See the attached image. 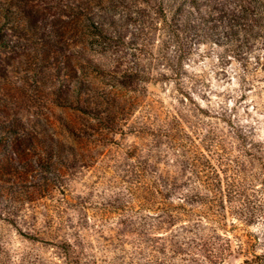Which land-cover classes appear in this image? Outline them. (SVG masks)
Listing matches in <instances>:
<instances>
[{
    "label": "rangeland",
    "instance_id": "rangeland-1",
    "mask_svg": "<svg viewBox=\"0 0 264 264\" xmlns=\"http://www.w3.org/2000/svg\"><path fill=\"white\" fill-rule=\"evenodd\" d=\"M211 1L219 9L229 4L224 9L234 15L217 8L211 13L222 18L216 22L221 44L193 46L190 60L179 66L171 65L178 53L174 51L177 36L169 27V0H117L115 6L107 2L97 15L106 19L98 35L87 31V22H76L60 46L67 53L98 59L107 73L122 76L123 85L131 91L123 100L132 104L134 96L138 99L129 115L117 117L116 123L122 125V132L117 131L120 135L105 132L98 144L86 147L61 135L60 177L48 181L43 196L33 185L41 177H53L55 167L43 172L33 165L12 180L23 194L18 200L0 195V264H211L213 251L224 253L221 264H240L246 251L264 252L263 0ZM81 5V0L30 3L39 21L50 26H57L59 19L81 16ZM187 7L199 22L195 10ZM200 11L206 14L204 7ZM225 29L236 31L228 43L221 36ZM239 43L254 51L242 52L237 58L229 48ZM196 52L204 56L199 58ZM181 72L184 76L180 77ZM96 82L108 84L109 78H96ZM150 113L159 120L179 113L185 135H191L188 126L198 123L194 150L201 161L199 174L195 177L182 168L177 180L186 185L183 193L190 197L166 200L165 206L160 205L163 211L151 207L145 193L129 196L130 185L121 172L141 162L145 167L153 162L158 165L159 153L155 156L150 150V135L129 130L132 125L135 130L149 127ZM46 114L47 121L32 108L0 109V153L25 138L37 137L23 127L31 125L40 135L51 132L49 122L67 119L68 114L77 124L83 121L82 116L57 108ZM16 118L24 122L18 126L17 137L3 130ZM207 139L216 140L219 146L209 150L202 144ZM166 155L160 170L173 171L168 173L173 178L174 157L170 152ZM9 183L0 180V185ZM119 198L130 199L126 207L136 211L134 232L120 225L125 215H133L131 211H112ZM157 215L166 222L158 224L154 217H147Z\"/></svg>",
    "mask_w": 264,
    "mask_h": 264
},
{
    "label": "trees",
    "instance_id": "trees-1",
    "mask_svg": "<svg viewBox=\"0 0 264 264\" xmlns=\"http://www.w3.org/2000/svg\"><path fill=\"white\" fill-rule=\"evenodd\" d=\"M81 1L80 10L84 12L81 16L55 20L59 24L50 26L39 21L38 14L30 7L31 0H0V109L2 111L17 109L18 111L22 108L26 110L32 108L35 115L44 116L46 121L49 120L46 112L52 108L83 117V121L79 124L75 123L70 114L67 115V119L56 120V122L53 121L54 123L49 122L52 127L51 132L47 131L48 134L41 132L39 135L31 125L27 129L23 127L24 131H29L28 135L31 137L37 135V137L25 138L18 144L14 143L13 148L8 149L9 151L6 150L8 152L5 154L0 153V180L2 184L10 182L8 185H0V195L2 196L9 195L14 200H18L19 196L23 194V190L21 187L18 188L12 180L28 171L33 165L38 166L43 172H50L51 168L55 167L53 177L49 179L41 177L38 183L33 185L37 192L43 196L48 191V181L55 182L60 177L61 171L57 167L62 162L61 135L73 138L77 143L83 144V147L89 144H98L105 132L120 135L117 131L122 132V125L117 124L116 119L118 116L129 115L133 102L138 99L134 96L132 104L127 98L123 100L125 95L131 91H128L123 85L122 76L119 75L118 77L115 72L107 73V68L98 59L77 53H67L60 46L65 41L66 36L74 31L76 22L83 24L87 22L84 26L87 31L98 35L104 26L103 20H106L104 15L100 19L97 16L98 13L106 7L107 2L113 6L117 4V0ZM169 1H171L168 5V12H171L169 27L174 32V36H177V49L174 51L178 53L176 63L173 61L174 58H169V61L174 63L171 65L177 64L179 66L185 60H190L192 48L197 44L202 45L207 42H212L218 46L221 44L218 43L217 39L220 31L216 22L221 21L222 18L213 17L211 14L217 8V4L211 0H203V3L202 1L198 2V0H182L178 4H175L174 0ZM225 1L229 0H219V2ZM228 5H221V8L217 9L232 17L234 16L233 13H228L224 9ZM187 6L195 10L196 15L199 16V22ZM200 6L205 8V15L201 13ZM262 7L264 9V0ZM90 13L91 16L88 15ZM260 16H264V11L262 14L260 13ZM94 18L97 20L94 21ZM213 21L215 22L214 25ZM205 29H209L211 34L208 35ZM235 32L226 31V29L222 31L221 36L224 43H228L232 36H236ZM181 36L183 38H180ZM107 50L109 51V49ZM229 51L238 58L242 52L252 53L254 50L253 48L249 49V47L243 49L242 43H239L234 48L230 46ZM201 53L203 52H196L195 55L201 58L204 56ZM179 76L184 75L181 72ZM96 78H109V82L101 85L100 82H96ZM150 116L152 121L149 127L135 130L132 125L129 130L137 134L146 131L150 135L151 141H153L150 150L154 152L155 156L159 153L158 165H153V162L145 167V162H141L138 167L131 170L126 168L121 172L126 178L125 182L130 185L129 189L127 188L129 196L133 197L135 194L138 197L145 193L149 196L151 207L156 206L163 211V207L160 205L165 206L166 200L173 198L184 201L190 197V195L183 193L186 185L178 183L177 180L180 178L178 173L182 168L190 170L195 177L199 174L198 167L201 165V161L194 150L195 140L198 139L196 131L198 123L194 122L191 127L188 126L191 128V135H185L182 127L184 121L179 113L171 114L160 120L156 118L154 113H150ZM20 124L24 126V122L19 118L13 119L3 127V130L8 135L17 137L19 136L18 126ZM216 140L219 139L216 138ZM216 140L207 139L202 144L212 150L219 146ZM159 146L160 149H158ZM167 152H170V155L174 157L175 173L173 175L175 177L173 178L168 175L169 172L173 171L166 172L164 170L163 172L160 170V163L163 158L167 157ZM75 154L82 153L75 152ZM188 154H192L193 157L189 158ZM178 165L180 168L177 167ZM27 193L31 194L32 191H27ZM123 199L116 200L117 205L113 207L112 211H131L133 215L131 217L125 215L120 220V225L133 231L135 225L138 224L136 211L131 206L127 205L126 207V203L130 199ZM193 199L194 197H191V200ZM147 217H154L152 219H155L158 224L166 222L162 215ZM138 219L142 223L145 222L144 216H140ZM211 254V264H221L224 253L213 251ZM262 261H264V252L256 254L254 251H246L240 264H258Z\"/></svg>",
    "mask_w": 264,
    "mask_h": 264
}]
</instances>
